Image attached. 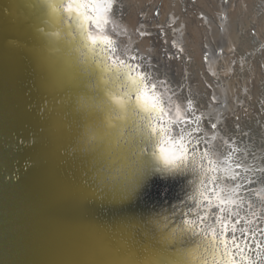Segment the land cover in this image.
<instances>
[{
	"label": "bare ground",
	"instance_id": "obj_1",
	"mask_svg": "<svg viewBox=\"0 0 264 264\" xmlns=\"http://www.w3.org/2000/svg\"><path fill=\"white\" fill-rule=\"evenodd\" d=\"M127 1L135 3V13L123 0H111V3L101 0L94 6H88V14L99 18L97 26L89 22L86 27L70 28L72 22L67 19V13L63 8L60 14L54 12L48 7V0H0V264H177L178 261H182V264H203L204 259H209L208 254L199 260L191 256L185 258L174 255L178 249L194 250L199 243V240H195L198 236L182 230L187 225H183L180 232L176 231V225L171 223L178 215H174L175 209H165L167 211L162 215L169 219L161 217L160 220L165 221L163 228L167 232L166 236L177 233L176 238H154L145 232H141L142 238H138L134 230L138 227L136 223L139 224V217L130 196H124L120 189L101 191L94 182V173L102 171L99 168L102 156L115 146V139L122 133L125 123L131 120L133 126L137 122V117L128 107L130 104L136 105V95L130 93L125 97L129 85L123 73L112 67L115 60H123L128 64L133 62L131 75H144V82L148 85L146 90L155 97L157 106L162 109L161 120L157 123L166 130L155 137L163 141L157 143L147 155L157 184L177 167L166 166L165 157L174 159L176 165L179 163L176 158L186 148L184 138H188L189 128L178 122L187 121L188 118V123L198 124L194 127L195 140L201 141L211 153L215 152V156L229 157L243 164L239 170L231 166L230 162L219 167L221 174L216 176L220 179L215 183H228L211 193L213 210L217 211V196L223 198L229 195L231 190H236L235 185L239 182H244L245 188L257 185L258 188L248 192L246 197L247 200L256 199L258 210L255 211L263 217L260 218L261 223L258 225L255 215L250 213L249 222L244 218L245 224L237 223L235 227L240 226L246 237L251 227L255 230L258 225L264 231V171H261L264 169L261 155L264 154L259 151L248 154L252 146L244 139L236 141L229 135L230 123L222 120L217 124V120L222 119L221 115H216L214 119L208 118L211 111L208 109V98L201 91V77H204L201 73L207 70L213 72L219 67L217 57L215 61H210V55H206L208 50L203 48L201 42L205 33L196 24L200 19L193 18L191 13L196 16L197 13H204L208 18L205 20L209 22L212 14L209 6L206 8L208 10L186 11L194 0H169L167 3L163 0ZM261 3L259 9L255 3V10H260ZM93 7L96 11H92ZM240 11L234 13L241 17L240 22L217 36L211 33L210 40L222 45L236 42L239 38L237 27L244 19ZM177 15L181 19L175 26L178 28L176 32L166 28V25L157 31L150 28L158 23L168 24ZM257 23L262 33L264 17H260ZM85 31L111 39V47L116 52L78 50L82 37H77L76 33ZM57 32L59 35H56ZM146 32L157 33L150 36L145 35ZM165 32L167 35H164ZM165 38L173 40L172 43L170 41L169 51L159 49L164 46ZM244 52L247 54L246 48ZM153 54L159 56V63L164 67L157 65ZM85 61L92 62H89L92 73L98 75L99 86H104L102 106L85 94V83L79 77L80 64ZM260 79H257V84L264 82ZM152 84L157 86L154 92ZM106 87L109 89L106 90ZM254 103L258 104L257 101ZM136 111L140 113L138 119L148 116L138 105ZM192 119L194 122H191ZM142 121L148 124V120ZM170 122L175 125L178 137L167 138L165 135L170 133L168 129L174 128ZM147 124L143 127L144 134L148 132ZM181 129L187 134L181 133ZM96 139L101 145L92 148ZM203 141H207V144ZM92 171L93 174H90ZM241 171L244 177L239 175L240 178L235 182L224 179ZM180 173L186 176L185 181L192 178L190 173ZM209 178L212 181L213 175ZM252 180L255 183L249 184L248 181ZM223 189L228 190L225 192ZM202 204L199 200L194 209L203 208ZM241 218L235 219L241 222ZM213 220L209 217L204 223L197 221V231L211 225ZM228 223L231 224L229 227L233 226L229 218ZM217 231H220L219 225ZM239 242L244 248V255L248 257L247 260L237 257L239 264H251L252 259L263 258V248L261 251L257 249L256 257L251 259L248 256L250 250H245L246 242L241 239ZM166 251L173 254L166 255Z\"/></svg>",
	"mask_w": 264,
	"mask_h": 264
},
{
	"label": "rangeland",
	"instance_id": "obj_2",
	"mask_svg": "<svg viewBox=\"0 0 264 264\" xmlns=\"http://www.w3.org/2000/svg\"><path fill=\"white\" fill-rule=\"evenodd\" d=\"M123 1H124V4H127V7L131 10V12L135 13V11H134L135 6H136L135 3L133 1H127V0H123ZM163 1H164V3H167L169 0H163ZM246 1H247V3H246ZM259 1H260V3L262 1L263 5L260 6V10H257V9H259L258 5H260ZM214 2L215 3L213 4V0H198V1L194 0L193 5H190V7H189L190 9H188V8L186 9V11H191V10L198 11L199 9H203V8L206 9L209 6L208 8H210V12L212 13L210 15L209 22H207V20H205V18L206 19H208V18L204 13H200V14L197 13V16L195 14L191 13V16L193 18L195 17V19H198V18L200 19V21L197 22L196 24L199 27H201L203 32L205 33L204 36L202 37L205 39V41L203 39V40H201V42L203 44V48L208 50V51H206V55H210V61H213V60L215 61V58L217 57L216 58V61L218 63L217 67H219L221 69L220 70L219 68H217L218 71L216 69L213 72L211 70H207V72L205 71V73L203 72V74L200 72L201 75L204 76V77H201V75H200L201 84H202V88H203L201 91H204V92H202L203 96H205L206 99L208 98L207 99L208 104H209L208 109L210 108V110H211L210 116H208V118L214 119L216 117V115H221L222 119L221 120L218 119L217 124L221 123L222 120L227 122V124L230 123V125L228 126L229 130H230L229 135L233 136L234 140H236V141H240V140L242 141V139H244L247 143H249L252 146V149L250 148V152H248V154H250L252 152L256 153V151L262 152L264 154V122H263L264 121V116H263L264 115V106H263L264 105V82L262 84L260 82L257 84V82L260 78L264 81V79H263V73H264V67H263L264 66V60H263L264 59V56H263L264 55V44H263L264 43V37L263 36L264 35L263 34H264V31H262V33L259 32L258 23H257L258 19L260 17H264V12H263L264 8H261L262 6H264V1L263 0H214ZM231 3H233V4H231ZM245 3L249 6H246ZM255 3H257L256 4L257 7L255 6ZM253 4H254V7H253ZM255 7L257 8L256 10H255ZM160 8H161V5H160ZM261 9H262V12H261ZM206 10H208V9H206ZM236 10H238V11L241 10L239 12L240 16L241 15L244 16L243 21L237 27V30H238L237 32H238V37H239L238 40L236 42H228V44H223V45L222 44H216L215 42L210 40L211 33L214 34V36H217L220 32H223L224 30L230 28V26H234L238 22L241 21V17H239V16L237 17L234 15ZM255 11L257 12V14H255L256 13ZM259 11L261 14L259 13ZM136 13H138V12H136ZM178 15L181 17L180 14H178ZM178 15L175 18L176 21L174 20L172 22H169L168 24L158 23V24L151 26L150 28H154L157 31L158 28H162V27L164 28V26L166 25L165 26L166 28H169V29L172 28V31L176 32V30H178V28L175 26L180 22V19H181ZM248 16H250V17H248ZM239 32H241V33H239ZM146 33H144V34L145 35L151 34L150 36H152L153 34H156L157 32H154V33L153 32H146ZM165 34L167 35L166 32L164 33V35ZM260 35L263 37V39H261L262 37ZM245 38H247V39H245ZM254 39H255V41H254ZM247 40H249V41H247ZM170 41H171V43L173 42V40H169L168 38H165L164 43H163L164 46L163 47L160 46L159 49H163L164 51H169L171 49ZM210 41H211V43H210ZM246 41L248 42V44ZM252 42H254L255 45ZM243 44H245V45H243ZM236 45L238 46V48H236L237 47ZM247 45H251V46L248 47ZM252 45H253V47H252ZM247 47L249 50L247 49ZM245 48H246L247 54L244 52ZM224 49H226V50H224ZM231 49L232 50L234 49L233 52L236 50L235 52H237V53H235V52L233 53ZM251 49H252V51H251ZM228 50H230V51H228ZM247 55H248V57H247ZM156 56L157 55L153 54V57H154L157 65L164 67L163 64L159 63V60H160L159 56H157L159 59ZM239 57L242 59H240ZM230 59H231V61H230ZM187 60H189V58H187ZM237 60H239V62ZM243 60H244V62H243ZM246 60H247V62H246ZM252 62H253V64L255 63L256 65L255 64L253 65ZM258 62L259 63L261 62L260 63L261 65H259ZM129 64L132 65L133 62H130ZM222 66H223V68H221ZM261 68H262V70H261ZM246 69H247V71H246ZM257 69H258V71H257ZM249 73L250 74L252 73V74L250 75ZM260 73H261V75H260ZM221 76H223V77H221ZM227 76L230 78H228ZM226 77L228 79H226ZM202 78H204V79H202ZM202 80H203V82H202ZM241 81L243 83L242 85H241ZM230 84H231V87L229 89L228 87L230 86ZM253 84H254V87H253ZM257 85H258V87H257ZM262 85H263V87H262ZM245 86L248 88L246 89ZM204 87H205V89H204ZM257 88H261V89H257ZM252 89H253V91H252ZM213 91H214V93H213ZM259 92H261V93L263 92V94L261 95V93H259ZM209 93L211 95H209ZM248 95H250V96H248ZM259 97H260V99H259ZM243 101H245V102H243ZM256 101L258 104L254 103ZM259 101H260V103H259ZM259 104H260V106H259ZM262 109H263V111H262ZM258 110H260L261 114ZM237 114L240 115L239 117L241 118V120ZM247 115H249V117H247ZM193 120L194 119H192L191 122H194ZM237 120L238 121L240 120V121L237 122ZM187 121H189L188 118H187ZM170 124L169 125L170 126L173 125L174 128L168 129L170 131V133L169 134L165 133V135H167V138L178 137L176 130H175L176 129L175 125L172 124L171 122H170ZM253 124H255V126ZM196 125H198V124L195 123V125H193L192 123H187L185 125L186 128L187 127L189 128V131L187 132L188 138H184V140H185L184 144L186 146V149H188V151H187V155H186L187 160L185 163V169L184 168H182V169L185 171V173L192 174V178H187L186 181H181L182 179L186 178V176H183V178H181V180L178 179V181L180 182L179 184L182 183V188H180L181 190L176 191V193L179 194L177 196V198H180L182 200V202L184 203L183 206L177 204L178 206L176 208V211H178V212H180L183 208H186V207L188 210L190 208L194 209V206L196 205V203L199 200L201 201L204 199L203 195L210 193V192L212 193L213 189H214L213 192H215V190H217V188L218 189L223 188V186L225 184H227L228 182L227 183L219 182L218 184L213 183L212 181H210V178H209L210 175H213V177H217L216 175H220L221 173L219 171V167L222 164H223L222 166H224L225 163L230 162L232 164L231 166H235V168H236V164H237V162H236L237 160L235 161L234 159H231L229 157L219 158V157L215 156L214 155L215 152L211 153L210 149L207 148L206 146L202 145L201 141L195 140V135H194L195 129H194V127ZM250 125L252 126V128ZM247 126L248 127L250 126V127L248 128ZM260 127H261V129H260ZM177 132H178V130H177ZM187 133L185 132V130L183 131V134H187ZM189 133H191V135H189ZM242 146L240 145V147H242ZM193 148L196 149L195 152L192 151ZM197 153H199V155H197ZM205 153H206V155H204ZM261 156H262V158H264V155H261ZM209 161H211V163H209ZM241 165L242 166L240 168L243 167V164H241ZM236 170H239V169L237 168ZM180 174L182 175V173H180ZM239 175L241 176V178L244 177L242 171L239 172ZM252 182L255 183V180H252ZM237 185H243V187H236V185H235V187H236L235 193L236 194H235L234 199H233L235 201V204H226V208L232 209L233 211L237 210L235 212L239 214L238 218L242 217L241 222H239V225L245 224V222L243 221L244 218H247L248 221H246V222H249L250 213L255 215V218H256L255 221L259 225L261 223L260 218H263V217L261 215L256 214V211L258 210V206H257L258 204L255 202L256 199H254L252 201L251 199L247 200V197H246L248 195L247 194L248 192H250L252 190H256L258 188L257 185L252 186L250 188H245L244 182H242V183L239 182V184H237ZM227 188H229V187H227ZM227 190L228 189H226V190L223 189V191H225V192H227ZM215 194L217 195V193H215ZM183 200H185V202ZM216 203H218V202H216ZM216 203H214V204H216ZM202 205L204 207V202ZM184 206H186V207H184ZM212 206H213V204H212ZM237 207H238V209H237ZM213 211L216 212L215 210H213ZM185 212H187V210ZM210 217H212V216H210ZM185 219L186 218H183V220H185ZM187 220H195V214L193 215L192 218H189ZM234 220H237V219H233L232 222ZM258 225L255 228V230H253L254 228L251 227L252 230L248 233L247 237L241 236V230L243 231V229L240 226H239L240 228L238 227L237 231H236V237L238 238V240L241 239V240L246 242L245 250H247V251L250 250V254L248 256L249 257L251 256L250 257L251 259L256 257L255 253L257 252V249L259 251H261V249L263 248L262 250H264V241L262 239V238H264L263 237L264 231H263V228L259 227ZM261 253H262L263 258H261L259 260L256 257L257 259L255 258V260L254 259L251 260V264H254L255 262H256L255 264H260V263L264 264V253L263 252H261Z\"/></svg>",
	"mask_w": 264,
	"mask_h": 264
},
{
	"label": "snow or ice",
	"instance_id": "obj_3",
	"mask_svg": "<svg viewBox=\"0 0 264 264\" xmlns=\"http://www.w3.org/2000/svg\"><path fill=\"white\" fill-rule=\"evenodd\" d=\"M99 2H101V0H48V7L57 14H60L61 8H63L64 12L67 13V19L72 22V24L69 25L70 28L73 26L86 27L87 23L89 22L92 23L93 26H97L99 18L90 16L88 14V6H94ZM107 2L111 3V0H107ZM107 10L108 9L106 8L105 11ZM92 11H96L95 7L92 8ZM60 18L64 19L63 16H61ZM105 23H107V21H105ZM56 35H59V32H57ZM76 36L82 37L78 50L90 49L93 52L99 50L101 53H105L108 50H111L113 53L116 52V49L111 47V39L106 36L93 35L88 31H85L84 33H76ZM85 41L86 43H84ZM104 45H107V47H103ZM112 67L115 69H119L123 73L129 85V91L125 92V97H128L130 93H135L136 105H138L140 109L143 110V112L148 113V116L144 117V119L148 120V132L143 136L142 139L139 140L138 143L134 144L133 147L128 149L129 158L131 159L132 164L142 165V167L146 169L148 167V164L143 160V157L149 154L151 152V149L158 143V136L154 137L153 134L164 132L166 130L164 127L152 123V120L149 119V117L155 119L156 121H160L162 109L157 106L155 97H152L146 90L148 88V85L144 82L145 77L143 74L137 76L131 75L133 71L132 66L123 60L114 61ZM156 87L157 86L155 84L151 85V89L153 92L156 90ZM136 105L130 104L128 105V107L135 116L139 117L140 113L136 111ZM178 123L187 124L188 122L182 121ZM212 127L215 128L216 126L212 125ZM139 131L140 129L134 128L133 133L130 134L133 140L135 139L136 132ZM196 131L198 132L199 129H197ZM182 132L183 129H181V133ZM189 135H191V133H189ZM203 142L207 144V141ZM195 150V148L192 149L193 152H195ZM187 151L188 149L184 148L180 157L176 158L180 161L181 165L184 164ZM204 155H206V153ZM228 155L230 156L231 152H229ZM164 163L166 166L170 167L177 166L174 159H169L167 157L164 158ZM209 163H211V161H209ZM241 166V163L236 164L237 168H240ZM246 171H248V169H246ZM261 171H264V169H261ZM239 178V174L237 173L230 177H225L224 179L235 182ZM219 179V176L213 177L212 182L215 183ZM248 183L251 184L253 182L248 181ZM236 187H243V185H236ZM235 194V190L233 189L230 191L229 195L224 196L223 198L218 195L217 200L219 201V203L216 205V212L213 211L211 199L206 197L203 208H190L189 212L183 213L182 215L184 216L192 215L194 213L195 220H183L182 224L187 225V228L182 230L190 231L193 236H198L200 240L199 243L195 245L194 250L178 249L177 252L174 253V255H179L185 258L191 256L199 260L205 254H210L213 258V264H239L237 257H239L240 260H247L248 257L244 255V248L241 247V244L236 237L237 228L235 227V224L239 223V221L234 220L232 222L233 226L231 227V231L229 232L228 217H235L239 214L236 212H232L228 208L224 207L225 204H235V201L232 199V196ZM217 212L219 214H217ZM201 213H203V215H201ZM225 214L227 215L225 216ZM210 216L214 217V223L208 225L206 228H200L199 231H197L199 227L197 221H199L200 223H204ZM217 225L220 226V231H217ZM177 235V233H172L171 236L167 238H176ZM241 236L246 237V233H244L242 230ZM165 254L168 255L173 253H168L166 251ZM177 264H182V261H178ZM203 264H208V260L204 259Z\"/></svg>",
	"mask_w": 264,
	"mask_h": 264
},
{
	"label": "water",
	"instance_id": "obj_4",
	"mask_svg": "<svg viewBox=\"0 0 264 264\" xmlns=\"http://www.w3.org/2000/svg\"><path fill=\"white\" fill-rule=\"evenodd\" d=\"M89 62L90 61H85L83 63L80 62L81 64H80L79 77L82 79L83 83H85L86 96H89L92 100H95L96 103H99V106H102V101L104 99V86H99L98 75L95 76L93 75L90 65V63L92 62L90 63ZM116 86H120V85L116 84ZM107 89H109V87H106V90ZM139 119L138 117L136 118L137 122L134 123L133 126L131 125V120L125 123V126H123L122 133L119 136H117V138L115 139V146L102 156L101 163L99 164L100 165L99 168H101L102 171L101 172L97 171L96 173H94V182L97 185H99L101 191L103 190L115 191L120 189L122 191L121 193L124 196L126 197L130 196L131 201L134 203L135 207L137 208V213H138L137 217H139V224L136 223L138 227L134 230L135 236H137L138 238H142L140 234L141 232L143 233L145 232L151 234L154 238L162 237V239H165L166 237L167 239L168 237L166 236L167 232L163 228L165 221L164 220L162 221L160 219L161 217L162 218L164 217L162 214L165 211V209L172 208L175 209L176 211V208L178 206L177 204L182 206L184 204L180 198H177L179 194H177L176 191H179L181 190L180 188H182V183L179 184L180 182L178 181V179L181 180V178H183L184 176L181 175L180 172L184 171L182 168L185 169L187 156L185 158L184 164L181 165L179 161V163H177V167L172 172H170L166 177L162 178L158 185L153 178L154 176L153 169L147 162V155L149 154L143 157V160L146 161L148 164V167L146 169L143 168L142 165L132 164L131 159L129 158L128 149L133 147L134 144L138 143L139 140L142 139L144 135H146L144 134L145 129L143 127L147 124V121L146 122L142 121L145 120L144 117L143 119L140 120ZM151 120L152 123L154 124L159 123V121L157 123V121L154 119ZM158 125L161 126L160 124ZM139 126L141 127V131L136 132L135 139L133 140L130 134L133 133L134 128L140 129ZM160 133H155L153 135L155 137V135ZM141 134H143V136H141ZM98 141H99L98 139L94 140L92 148L100 147L101 142L98 143ZM160 141L163 140L158 139V144ZM95 162L97 163L96 160ZM90 174H93V171ZM181 181H185V178L182 179ZM203 196L204 199L201 200L202 203L205 202L206 197L208 198L211 197V192ZM183 201L185 202V200ZM224 207H226V204L224 205ZM159 209H161L160 212ZM186 210L187 207L183 208L180 212L174 211L175 212L174 215L177 214L178 215L176 219L171 221V223L176 225L175 229L178 232H180V228L183 226L182 224L183 218L186 219L192 218V215H188V216L182 215L183 213H187L185 212ZM143 212L144 214H142ZM217 214L219 213L217 212ZM228 218L231 219L232 221L233 219L238 218V216L228 217ZM164 219L168 220L169 217L166 216V218L164 217ZM210 219L212 218L210 217ZM183 229H185V226H183ZM230 230L231 227H229V231ZM195 240H200V238H196ZM208 258H209L208 264H213L212 256L208 254Z\"/></svg>",
	"mask_w": 264,
	"mask_h": 264
}]
</instances>
